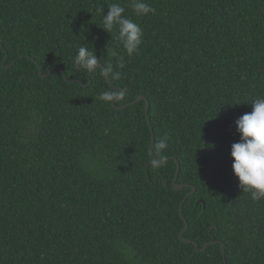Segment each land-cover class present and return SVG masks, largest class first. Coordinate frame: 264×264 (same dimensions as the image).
<instances>
[{"label":"trees","instance_id":"trees-1","mask_svg":"<svg viewBox=\"0 0 264 264\" xmlns=\"http://www.w3.org/2000/svg\"><path fill=\"white\" fill-rule=\"evenodd\" d=\"M145 2L155 11L137 16L132 0H0V264H224L220 243L180 240L184 199V237L264 264V199L230 156L235 120L264 97V0ZM112 3L143 31L131 57L102 28ZM81 44L92 73L74 66ZM113 86L127 107L99 98Z\"/></svg>","mask_w":264,"mask_h":264},{"label":"clouds","instance_id":"clouds-1","mask_svg":"<svg viewBox=\"0 0 264 264\" xmlns=\"http://www.w3.org/2000/svg\"><path fill=\"white\" fill-rule=\"evenodd\" d=\"M131 7L137 16L148 15L154 12L145 0H132ZM105 14H102L103 29L110 32L114 27L118 29V38L129 57L138 53L142 43L143 31L141 27L130 18L124 16L125 8L119 3L107 6ZM74 66L77 71L83 69L89 73L101 67L99 58L94 50L81 44L74 57ZM120 68L124 67L123 57L118 62ZM103 75L106 78L119 76L114 71L111 63L103 66ZM116 93L108 91L100 94V99L106 103H115ZM250 113H245L235 120L239 140L231 145L230 156L232 157V171L238 178L239 187L242 192L250 194L253 201L264 199V97L255 99L252 103ZM168 137L162 136L155 145L158 152L168 147ZM155 163V162H154Z\"/></svg>","mask_w":264,"mask_h":264},{"label":"water","instance_id":"water-1","mask_svg":"<svg viewBox=\"0 0 264 264\" xmlns=\"http://www.w3.org/2000/svg\"><path fill=\"white\" fill-rule=\"evenodd\" d=\"M0 47H1V46H0ZM7 58H8V54L6 53V55H5L4 59H3V67H4V68H8V67L12 66V64H13V62H12V63H10V64H8V65H5V62H6ZM53 69H57V70H59V71L63 74V77L66 78V75L63 73L62 69L59 68V67L49 68L45 73L42 72V69L40 68V66H39V69H38V70H39V74H40L41 76H45V77H47V76L51 73V71H52ZM107 79L109 80V78H107ZM67 81H69V82H79V83H81L83 86H86V85L90 84L91 79L89 78V81H88L87 83H84V82H82V81H80V80H76V79H67ZM113 88L116 89V90H118V91H121V92H122V94H121L120 97L115 98V102L118 101V100H120V99H123L124 96H125V90H124L122 87H119V86H113ZM142 99L145 100V112H146V114H147V110H148V107H149V102H148L147 99H145V97H144L143 95L138 96L133 102H137V101H140V100H142ZM112 104H113L114 107L124 108V107H127L130 103L122 104V105H119V106H116L115 103H112ZM149 123H150V121H149ZM154 141H155V137H154L153 130H152V128H151V144H150V152H151L152 156H154V154H153ZM154 158H155L156 160H158V161H161V162H165V161H167V160L169 159L168 157H166V158H157V157H155V156H154ZM176 163H177V170H176L175 176H174L173 181H172V186H173V188H175L176 190H181V189H183V188L186 186V184H185V183H177V182H176L177 177H178V173H179V169H180V166H179V163H178L177 160H176ZM194 191H195V187L193 186V187H192V190H191L190 192H188V193L186 194L185 197H188V196H189L190 194H192ZM184 200H185V199H184ZM184 200H183V201L180 203V205H179V215H180V217L184 220V226H183V228L180 230V232H179V234H178L180 240H182L183 242H185V243H187V244H191V243H193L194 246H195L198 250H200V251H204V250L206 249V247H207L208 245H210V244H213V243H220V244H221L222 255H223V257H224V264H227V262H226V260H225V246H224L223 243H221L220 240H211V241L206 242L202 247H199V245H198V243H197L196 241H192L191 239L186 238V237L183 236L184 232L187 230V227H188V223H187V221H186V219L184 218V215H183V213H182V204H183Z\"/></svg>","mask_w":264,"mask_h":264}]
</instances>
